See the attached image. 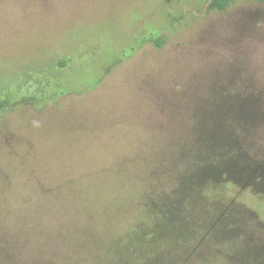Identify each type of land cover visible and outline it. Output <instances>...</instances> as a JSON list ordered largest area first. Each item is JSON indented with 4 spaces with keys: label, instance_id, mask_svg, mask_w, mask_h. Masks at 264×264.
Segmentation results:
<instances>
[{
    "label": "rangeland",
    "instance_id": "374dc122",
    "mask_svg": "<svg viewBox=\"0 0 264 264\" xmlns=\"http://www.w3.org/2000/svg\"><path fill=\"white\" fill-rule=\"evenodd\" d=\"M0 0V264H264V0Z\"/></svg>",
    "mask_w": 264,
    "mask_h": 264
},
{
    "label": "trees",
    "instance_id": "16d2710c",
    "mask_svg": "<svg viewBox=\"0 0 264 264\" xmlns=\"http://www.w3.org/2000/svg\"><path fill=\"white\" fill-rule=\"evenodd\" d=\"M217 4L220 8L224 9L227 5L226 0H217Z\"/></svg>",
    "mask_w": 264,
    "mask_h": 264
}]
</instances>
